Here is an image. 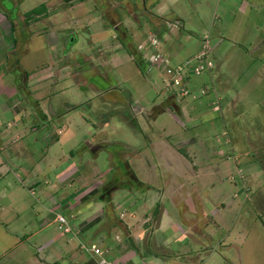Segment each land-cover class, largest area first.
<instances>
[{
  "label": "rangeland",
  "instance_id": "374dc122",
  "mask_svg": "<svg viewBox=\"0 0 264 264\" xmlns=\"http://www.w3.org/2000/svg\"><path fill=\"white\" fill-rule=\"evenodd\" d=\"M43 1L47 14L27 24L23 13ZM141 1L0 0L6 7H0V45L15 40L12 52L25 73L23 77L15 69L13 75L19 84L24 80L17 107L0 96V156L29 166L50 146L49 156L59 164L57 173L84 163L78 168L85 178L107 181L115 175L124 184L133 183L126 172L129 165L139 180H149L155 188L133 189L132 199L117 190L116 216L135 195L140 201L152 195L173 210L160 193L168 183L170 196L179 191L186 196V216L194 221L192 235L197 238L189 240L200 246L202 261L203 250L211 248L205 264H264V43L245 34L241 42L223 38L215 44L210 37L211 0H201L199 8L177 4L183 7L184 26L171 20L154 24L145 9L150 0L144 8ZM3 11L13 16L15 28L9 20L4 26ZM156 31V49L168 55L172 65L193 58L207 34L211 67L200 72L186 67L183 85L167 86L164 68L147 61L154 51L148 36ZM179 87L188 93L180 94ZM56 134L59 142L52 141ZM194 136L197 140L184 143ZM97 142L101 147L92 152L89 145ZM78 187L75 179L66 189L74 192ZM33 190L34 225L35 216L50 217L45 207L52 203ZM98 195L83 202L72 198L70 210L61 214L76 223L95 210ZM191 210L203 214L196 218ZM57 224L55 220L46 228L48 235L53 231L62 241L74 234ZM87 229L82 239L73 238V252L82 242H97L95 227ZM100 246L102 256L113 262L114 251L106 252L105 243Z\"/></svg>",
  "mask_w": 264,
  "mask_h": 264
},
{
  "label": "crops",
  "instance_id": "0c3cea01",
  "mask_svg": "<svg viewBox=\"0 0 264 264\" xmlns=\"http://www.w3.org/2000/svg\"><path fill=\"white\" fill-rule=\"evenodd\" d=\"M190 1L163 0L160 2V0H150L148 3L150 5L149 13L153 19L157 18L150 20L148 14L149 21L157 25L159 18L165 14L173 13L181 18L180 23L177 24L184 26L186 20L181 13L183 7L178 8L177 4H184V8H189V4L196 5V8L201 5L199 4L201 0ZM1 4V9L5 10V5ZM3 12L5 13V11ZM200 14L203 15L202 12ZM199 19L201 18L199 17ZM3 20L4 26L7 27L10 21L9 16L7 15V18L4 17ZM15 24L17 22L11 23L10 26L15 28ZM263 25L264 0H211L210 37L215 44L222 41L223 38H227L231 43H238L241 42L245 34H252L251 40L258 41L260 44L264 43ZM156 32L158 33V31ZM3 40L0 30V43ZM14 43L15 40L9 45L6 43L0 45V51H2L0 53V96L6 100H12L13 106L17 107L21 102L19 95L24 87L25 73L20 68L15 53L12 52L15 48ZM226 46L228 47V45ZM15 69L23 74L20 84L13 78ZM170 101L176 110L181 112V107L175 100L171 99ZM163 107L160 110L164 109ZM217 110L213 109L216 112ZM61 130L62 128L59 129V133L62 132ZM51 138L53 142L61 140L60 135L57 134ZM197 138L198 136L189 137L184 143H191ZM96 145L98 146L96 149L101 147L100 142H97ZM89 146L95 145L90 143ZM49 148L50 146H47L44 154L29 166L14 162L13 157L8 159L0 156V264H99L96 254L82 251L81 248L75 252L72 249L73 240L82 239L80 234L88 230L87 228L90 226L95 227L93 235L96 236L98 247L101 249L100 244L105 243L106 252L114 251L113 262L122 264H205L206 260L211 258V248L204 249L205 259L202 261L203 258L201 259L199 254L200 246L194 245L190 241L191 236L194 238L192 235L194 221L189 220L186 216L184 193L179 191L176 197L170 196L168 194L169 184L165 183L162 187L161 197L163 195L172 204L173 210L169 209L164 201L161 202V199L156 203L152 195L144 198L143 201L138 200L139 197L135 195L136 199L131 200L130 193L133 189L153 190L155 186L149 180H139L129 165L127 169L130 172L128 170L126 172L133 174L139 182L134 180L133 183L124 184V181L121 182L119 178L115 180V175L107 181L85 178L78 168L82 167L84 163L82 166L80 164L69 166L57 173L59 164L56 163L54 156H49ZM181 153V151L178 152V154ZM17 154L20 153L17 152ZM183 155L189 160L186 154ZM69 158L73 162L75 160L74 153H71ZM189 163L196 166L190 160ZM75 179L79 187L74 192L68 191L66 188L70 187L71 182ZM33 188H37L38 197L42 198L45 203H52L49 207H45L50 217L35 216L34 225L31 220L34 209L31 202ZM117 190H124L125 193L122 195L131 198L122 204H127V207H124L118 216L113 210L119 206L114 196ZM97 192L99 201L95 203V210L87 216H83L76 223H70L72 226L70 232L77 236L72 234L60 241L59 234L52 231V234L48 235L46 228L56 220L58 213L70 210L72 198V200L83 202ZM191 213H194L196 218L199 217L197 215L203 214L200 210ZM125 216L127 217L124 218ZM138 226H140L139 229H137ZM121 232H124L126 237H122ZM204 236L206 235L204 234ZM180 237L184 240L179 239ZM92 238L93 236L90 240ZM194 239L197 240V238ZM110 240L113 241V244L108 243ZM175 240H179V242ZM158 248H163L162 253L158 252ZM78 258H80L79 262H75Z\"/></svg>",
  "mask_w": 264,
  "mask_h": 264
},
{
  "label": "built area",
  "instance_id": "2783aa9c",
  "mask_svg": "<svg viewBox=\"0 0 264 264\" xmlns=\"http://www.w3.org/2000/svg\"><path fill=\"white\" fill-rule=\"evenodd\" d=\"M170 21H167L166 24H168ZM157 35V36H156ZM159 37L157 33L155 34H150L148 36V47L153 48L154 51L151 52V54L148 56V63L151 64H156L160 65L164 68V73L166 79V85L167 86H173V85H183L184 79L183 77L185 76V71L188 67L194 72H200L204 68H210L212 65V62L210 59L206 58L207 52L210 48L209 45V39L208 35H205V44L203 45V49L197 52L193 58H188L185 59L182 63H177L172 65L171 64V58L168 55L162 54V52L158 51L156 48L160 42ZM137 50H139V46L137 47ZM195 60H203L201 63H195L192 65L191 61ZM187 67V68H186ZM180 94H186L188 93L187 88L179 87ZM215 109H219V106L216 104ZM56 221L58 222V228L62 229L64 232H70L72 230V226L69 222V219L67 216L58 213L56 215ZM78 230V229H77ZM81 249L90 251L93 254H96L98 256H101L98 258V263L99 264H122L120 262H112L106 260L102 255L103 251L98 247L96 243L90 242V243H85L82 242L80 245Z\"/></svg>",
  "mask_w": 264,
  "mask_h": 264
},
{
  "label": "trees",
  "instance_id": "16d2710c",
  "mask_svg": "<svg viewBox=\"0 0 264 264\" xmlns=\"http://www.w3.org/2000/svg\"><path fill=\"white\" fill-rule=\"evenodd\" d=\"M147 0H142V7H145V3ZM101 9H105L106 6L103 5V7H100ZM150 5L145 8L148 12L150 11ZM47 14V4L45 1L39 3L37 6H34L33 8H31L29 11L23 13V18L24 20L28 23V21L30 20H37L40 16L42 15H46ZM9 19L11 21L12 24H14V18L13 16H9ZM175 21L176 23H180L181 18L177 17V15L173 14V13H168L164 16L161 17V20H159V24L161 23H166V21ZM158 35H160V32L157 33ZM114 156V155H113ZM128 174V173H127ZM130 177H132L133 182H135L134 180H137L133 174L129 173L128 174ZM138 181V180H137ZM139 182V181H138ZM118 184V183H117ZM135 186H139V185H135Z\"/></svg>",
  "mask_w": 264,
  "mask_h": 264
},
{
  "label": "water",
  "instance_id": "95a60500",
  "mask_svg": "<svg viewBox=\"0 0 264 264\" xmlns=\"http://www.w3.org/2000/svg\"><path fill=\"white\" fill-rule=\"evenodd\" d=\"M97 147H98V146L95 145V146L91 147V150L94 151Z\"/></svg>",
  "mask_w": 264,
  "mask_h": 264
}]
</instances>
